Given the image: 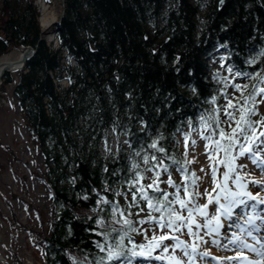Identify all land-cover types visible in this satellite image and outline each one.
Returning a JSON list of instances; mask_svg holds the SVG:
<instances>
[{"label":"trees","instance_id":"16d2710c","mask_svg":"<svg viewBox=\"0 0 264 264\" xmlns=\"http://www.w3.org/2000/svg\"><path fill=\"white\" fill-rule=\"evenodd\" d=\"M32 1L0 0V56L11 49H35L13 94L45 166L42 176L33 175L45 186L51 217L48 234L28 230L44 243L40 264H97L106 256L96 246L105 243L100 233H110L106 243L113 244L111 230L120 227L113 223L111 204L130 210L133 221L148 214L143 201L129 209L134 172H141L145 185L156 171L166 180L163 169L144 171L156 163L150 159L155 154L164 157L172 179L183 184L185 176L196 174L185 164L184 133H190L188 140L192 133L207 135L200 117L215 109L225 128L221 110L227 86L208 63L212 54H223L225 67L232 69L230 85L236 79L248 85L238 90L233 104H243L241 94L247 96L253 85L264 87L256 78L264 77V0H65V14L53 26L55 47L42 38ZM3 80H12L9 72ZM256 100L261 112L262 97ZM154 140L166 154L148 147ZM173 160L187 171H178ZM133 164L139 168L133 170ZM159 186L175 191L165 183ZM140 207L145 211L137 216ZM135 227L147 230L148 238L154 231L161 234L152 224ZM187 233L185 228L177 235ZM130 235L136 243L138 236L147 241L142 234ZM125 245L131 247L127 237ZM145 257L131 258V264H144ZM12 264L24 263L13 254Z\"/></svg>","mask_w":264,"mask_h":264},{"label":"snow or ice","instance_id":"6c2138e0","mask_svg":"<svg viewBox=\"0 0 264 264\" xmlns=\"http://www.w3.org/2000/svg\"><path fill=\"white\" fill-rule=\"evenodd\" d=\"M228 71L231 72L232 69L228 68ZM256 78L264 83V77L260 74H257ZM233 87L240 90L242 87L247 89L248 85L241 86L237 83ZM257 96L262 97L260 102H264V87L253 85L252 91L247 96L241 94L243 104H240L238 100V108L237 104H233L231 100L228 102V105L224 108V114L228 117L227 123L230 131H226L225 128L221 127L218 115L219 109L213 110L215 114H209L207 118L200 117L199 122L208 133L207 135L201 133V138L207 141L204 147L211 166V172L208 175H210L212 183L215 185L211 192L207 189L203 192L197 190V181H201V178L196 176L195 172L191 173L190 176H185L183 184H177L172 179L168 166L163 163L164 157H157L153 154L150 159L156 163L151 167H146L144 171L163 169V172L167 174V179L161 181L159 179L161 173L156 171L155 176L151 178V183L145 185L142 183L145 177L140 171H135L129 181V191L132 195L129 209L133 206L139 207L140 201H143L148 209L146 217L133 221L129 218L133 215L130 210H121L119 204H111L107 200L101 201L105 204H111L113 223L120 225V227H113L111 230L112 233H115V236L112 237L115 241L113 244L106 243L110 233H100L105 237V243L97 242L96 246L101 252H106V256H102L97 264H105V261H118L120 264H124L125 260L128 264H131V258L138 256L151 257L156 249H160L161 252L160 255L155 256L156 260H166L168 264H183L182 260L174 254L175 249H181L188 260L194 262L199 245L187 244L180 239L177 233L186 228L189 235L202 240L203 237L199 235L198 230L203 228L207 230L206 234L208 235H218L219 230L224 226L221 217L231 221L230 226L238 230L231 234L227 244L222 245L223 247L235 245L238 251L235 255L223 259L238 261L239 264H264V234H261V228L257 225L258 220L264 224V207H261L264 206V198H261L259 194L254 195L248 190L249 183L264 187V178L246 179V176L242 175L238 168L245 169L247 165L243 163L237 165L236 163L237 157H245L261 173H264V113L257 108ZM212 102L215 103V97ZM229 109H235V111H229ZM253 117H256V119H253ZM233 122L235 126H233ZM189 127H192L191 121H189ZM178 131L182 130L178 129ZM184 136L187 144L190 133H184ZM192 143L195 144V141L193 140ZM148 147L166 154L164 147H158V141L154 140ZM234 151L235 155L233 154ZM221 152L223 158L218 159V154ZM136 155L139 156L140 153L137 152ZM143 162L148 165L149 157L144 156ZM172 163L178 165V171L182 173L187 171L179 161L173 160ZM187 163H191V161H185V164ZM218 165H223L224 168L219 179H217ZM138 168L139 165H132L133 170ZM201 171L205 170L201 169ZM160 183L167 184L175 191L169 193L161 189ZM148 190H151V194ZM181 192H183V196H181ZM137 195H139V200ZM203 196L207 197V203H198L196 198ZM209 205L214 206V212L211 215L208 212ZM234 210H237L235 217L233 216ZM144 211L145 208L140 207L139 212L135 215L138 216ZM153 212L158 213V215H153ZM117 214L119 218H117ZM197 217L204 219L201 222ZM242 217H246V219L241 223ZM98 223L103 226L104 222L101 220ZM136 223L141 225L152 224L160 230L161 234L154 231L148 238V231L138 229L135 227ZM131 233L142 234L147 238V244H137L130 235ZM126 237L131 247L125 245ZM249 238L251 242H249ZM165 241H173L174 243L166 244ZM211 243L219 244L220 242L219 240H212ZM170 248L173 249V254L165 255L169 253ZM249 253L252 255L250 256ZM200 255L209 256L210 253L205 251L201 252Z\"/></svg>","mask_w":264,"mask_h":264},{"label":"rangeland","instance_id":"374dc122","mask_svg":"<svg viewBox=\"0 0 264 264\" xmlns=\"http://www.w3.org/2000/svg\"><path fill=\"white\" fill-rule=\"evenodd\" d=\"M39 1L40 0H33L32 3L39 14L38 24L41 33V30L44 28L40 21L41 8L38 4ZM51 3L52 1L46 4L53 6ZM202 14L203 10H200V15ZM52 27L48 26L47 30H50ZM41 36L47 41V43H51L54 47L56 46L57 43L53 39L52 34L45 33ZM14 50L20 51L21 48L11 49L7 53ZM3 55H1L0 58ZM208 63L212 69L220 72L225 80V86H227L226 98L223 101L221 113L223 115L222 121L224 122L225 130H228L230 128L227 123L228 117L224 114V108L228 105L230 100L233 102L239 95V91L230 85V81L235 77L233 72H229L228 68L225 67L227 64L224 60L223 54H212ZM21 69H18L16 74H12L9 71L12 80H3V83L0 86V91L2 92V94H0V99L4 100L0 105V254L4 258V263L0 264H12L13 254H16L24 264H40L43 261L44 243L28 229L35 232L43 230L48 234L49 226L47 221L51 217L50 200L45 186L41 180L33 175V173H35L38 176H42L45 172V166L35 148V145L30 140L25 123L21 117L19 106L13 94V87L19 78V72ZM244 82L245 81L242 80L240 81V79L234 80V84L238 83L241 85ZM62 84H65V82ZM260 110L264 113V102L260 103ZM229 111L234 110L229 109ZM110 140L112 147H115L116 141L112 135L110 136ZM193 140L195 141V144L192 143ZM184 143V141L181 142V147ZM205 144H207V141L203 140L201 136L193 134L191 141H187V144L185 143L187 148L183 147L185 151H188L186 156L194 163V169L197 171L196 175L201 178V181H203L198 182V191L203 192L207 189V191L211 192L215 185L212 181L210 182V177L206 174L209 167V160L207 161L208 155L204 147ZM3 145L10 147L14 155L7 151ZM242 163L246 164L247 168L238 169V171H240L242 175H245L246 179L264 178V173H261L251 161L247 160L245 157H240L238 164L240 165ZM201 169H204L205 171L202 172ZM223 170L224 169L219 170L217 179L220 178V173ZM148 183H151V179L147 180V184ZM248 190L254 195L259 194L261 198H264V187H261L260 185L249 183ZM199 201L200 203H207V197H200ZM211 206L212 205H209L208 207L210 215L214 212V207ZM197 219L202 222L204 218L197 217ZM258 222L261 224L259 220L257 221V224ZM17 223L25 226L24 229L19 227ZM261 228H263L261 234H264V224H262ZM198 231L199 235L203 237L202 240H198L195 236L188 234L189 243L185 241L189 245H199L195 255L198 264H236L237 261H229L223 258L235 255L238 251L237 247L235 245H228V247L222 246L227 244V241L233 232L238 231L236 228H225L223 230L224 233H219L218 235H208L206 234L207 230L203 228ZM223 234L225 237L222 236ZM141 238L142 237L140 236L136 238L137 243L147 244V241H144V239ZM191 240H193L194 243L191 242ZM212 240H221V242L219 244H214L211 243ZM170 242L174 243L173 241ZM205 251L210 253V255L201 256L200 253ZM160 253V249H156L151 257L146 256L141 262H145L146 264H168V261L166 260L161 261L155 259V256L160 255ZM166 254H173V249L170 248L169 253ZM174 254L182 260L183 264H194L193 261H189L188 257L184 255L183 250L175 249ZM134 264H140V261H137Z\"/></svg>","mask_w":264,"mask_h":264},{"label":"bare ground","instance_id":"6f19581e","mask_svg":"<svg viewBox=\"0 0 264 264\" xmlns=\"http://www.w3.org/2000/svg\"><path fill=\"white\" fill-rule=\"evenodd\" d=\"M52 1V5L53 6H50L48 4L45 3V1L43 0H40L39 1V5H40V8H41V13H40V21H41V25L43 28H47L48 29V26H50V24H52V22L56 21L58 16L60 15L61 11H62V0H51ZM55 27V26H54ZM48 38V37H47ZM52 38V37H51ZM50 39V38H49ZM53 39H55L53 37ZM25 48L21 49L20 51L19 50H14V51H11L7 54H4L0 60L3 61V62H10V61H13V60H20L19 58L22 57L23 55V51H24ZM18 71V69H11L10 70V73L12 74H16V72ZM2 83H3V79H2ZM2 83L0 84V86L2 85ZM63 86V85H62ZM0 94H2V92L0 91ZM4 100H1L0 99V105L1 103H3ZM5 103V102H4ZM109 134V133H108ZM259 178V177H258ZM237 215V210H234L233 212V216L235 217ZM246 219V217H242L241 219V223L243 222V220ZM221 222L222 224L224 225L223 227H221V229L219 230V233H224L223 230L225 228H228V227H231V221H229L227 218L225 217H221ZM260 228L262 226V223L260 224L258 222L257 224ZM232 229H235V227H231ZM261 230H263V228H261ZM231 232V231H230ZM223 237H225V235L223 234L222 235ZM221 237V236H220ZM226 239V238H225ZM221 242V240L219 241ZM249 242H251L249 240ZM246 251V250H245ZM249 255L251 256L252 254L249 253ZM0 263H4V258L2 257V255L0 254ZM236 264H239V262L237 261Z\"/></svg>","mask_w":264,"mask_h":264},{"label":"water","instance_id":"95a60500","mask_svg":"<svg viewBox=\"0 0 264 264\" xmlns=\"http://www.w3.org/2000/svg\"><path fill=\"white\" fill-rule=\"evenodd\" d=\"M65 11H66L65 0H62V11H61L58 19L56 21L52 22V24H50L51 27L60 23V20L64 16ZM3 29H5V28H3ZM45 33L53 35L54 34L53 27L50 28V30H47V28L42 29L41 35H44ZM34 52H35V49L32 46H26L24 51H23L22 57L19 58L20 60H13L10 62H3L0 60V84L2 83L3 76L5 75L6 72H9L11 69L23 68L25 61L27 59H29L33 55ZM0 250H1V234H0Z\"/></svg>","mask_w":264,"mask_h":264}]
</instances>
